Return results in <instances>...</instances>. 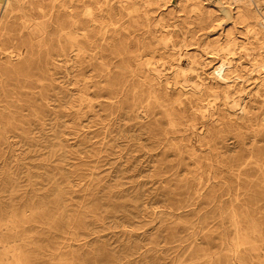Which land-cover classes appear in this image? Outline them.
<instances>
[{
	"label": "bare ground",
	"instance_id": "obj_1",
	"mask_svg": "<svg viewBox=\"0 0 264 264\" xmlns=\"http://www.w3.org/2000/svg\"><path fill=\"white\" fill-rule=\"evenodd\" d=\"M113 107L220 213L214 264H264V0H0V264H36L23 167Z\"/></svg>",
	"mask_w": 264,
	"mask_h": 264
},
{
	"label": "rangeland",
	"instance_id": "obj_2",
	"mask_svg": "<svg viewBox=\"0 0 264 264\" xmlns=\"http://www.w3.org/2000/svg\"><path fill=\"white\" fill-rule=\"evenodd\" d=\"M57 71L59 78L63 68ZM111 111L119 110L88 111L86 125L57 130L53 154L38 147L33 187L23 167V194L37 195L39 206L29 232L37 237L36 264H214L220 248L206 243L219 244L220 213L187 191L183 176L161 172L171 168L155 157L161 147L147 134L150 118L116 123ZM133 129L141 140L128 135Z\"/></svg>",
	"mask_w": 264,
	"mask_h": 264
}]
</instances>
